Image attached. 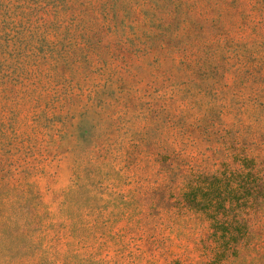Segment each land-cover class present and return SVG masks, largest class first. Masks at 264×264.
Returning a JSON list of instances; mask_svg holds the SVG:
<instances>
[{
    "label": "rangeland",
    "instance_id": "obj_1",
    "mask_svg": "<svg viewBox=\"0 0 264 264\" xmlns=\"http://www.w3.org/2000/svg\"><path fill=\"white\" fill-rule=\"evenodd\" d=\"M0 264H264V0H0Z\"/></svg>",
    "mask_w": 264,
    "mask_h": 264
},
{
    "label": "trees",
    "instance_id": "obj_2",
    "mask_svg": "<svg viewBox=\"0 0 264 264\" xmlns=\"http://www.w3.org/2000/svg\"><path fill=\"white\" fill-rule=\"evenodd\" d=\"M222 196V193L220 191H218L216 193V196L214 198H211V200H214V201H218V203L214 206V212H217L219 210V207H221L220 203H219V199L221 198Z\"/></svg>",
    "mask_w": 264,
    "mask_h": 264
}]
</instances>
